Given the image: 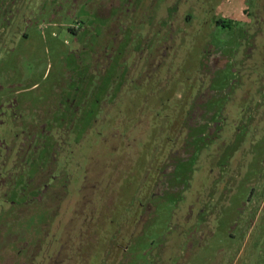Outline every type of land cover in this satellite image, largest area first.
Listing matches in <instances>:
<instances>
[{
    "label": "rangeland",
    "instance_id": "374dc122",
    "mask_svg": "<svg viewBox=\"0 0 264 264\" xmlns=\"http://www.w3.org/2000/svg\"><path fill=\"white\" fill-rule=\"evenodd\" d=\"M110 1L98 0V12L85 0H11L12 8L0 13V108L21 102L51 108L74 100L91 70V52L105 51L101 23L115 15L130 24L128 59L120 65L128 68L124 100L110 113L106 107L98 110L77 162L69 164V188L60 206L9 205V199L20 201L9 190V173L28 176L17 158L27 143L20 122L10 119V112L0 114V264H264V108L256 111L263 120L257 119L252 141L244 125L232 126L236 135L222 162L233 152L232 164L215 168L210 161L194 172L196 157L185 166L187 174H195L181 182L193 183L185 209L179 211L181 204L169 196L153 202L147 223L141 220L171 140L184 138L181 128L203 87L207 54L225 43L219 20L256 17L264 28V0H131L123 10ZM120 67L115 63L112 70L119 74ZM106 76L97 83L98 99L107 88ZM88 155L95 157L98 172L95 192L88 190L74 208ZM205 182L201 194L219 192L213 197L218 205L208 230L192 236V228L204 226L193 193Z\"/></svg>",
    "mask_w": 264,
    "mask_h": 264
},
{
    "label": "flooded vegetation",
    "instance_id": "af4514ba",
    "mask_svg": "<svg viewBox=\"0 0 264 264\" xmlns=\"http://www.w3.org/2000/svg\"><path fill=\"white\" fill-rule=\"evenodd\" d=\"M9 1L11 0H3L5 6L2 8L0 5V13L6 9L7 5L12 8L14 2L9 5ZM97 1L85 0L86 3H92V7L96 6L99 12ZM130 1L112 0L110 4L113 6L118 3V7L123 10L131 3ZM10 11L12 9H9ZM87 14L92 13L88 11ZM255 20L256 17L251 22L219 20L218 25L227 32L225 43L215 51L211 48L207 54L201 69L203 87L193 97L192 107L186 113V122L181 128L180 136L184 138L171 140V148L161 162L160 169L148 190L146 203L143 204L142 221L146 223L149 221L147 219L151 217L156 206L153 202L157 200L159 202L169 196L176 197V201L181 204L179 211H182L181 209L185 207L182 205L183 201L188 200V192H192L190 190L193 188L192 181H189V186L181 183L185 178V180H191L195 177L194 173L187 174L186 172L189 171L185 170V166H190L192 159L197 157L196 164L191 165V168L194 167V172L201 170L204 167L203 163L210 165V161L215 168L231 163L230 158L235 155L233 152L228 154V159L224 163L222 162L227 156L226 151L232 146L230 142L236 135L232 126L244 125L247 130L246 137H251V141L252 137L254 139L257 130L253 128L256 126L257 119L261 117L256 114V111L264 108V42L258 44L264 28L257 22L258 20L256 22ZM105 21L100 25L105 51L101 53L94 48L91 52V70L88 72L89 75L87 74L81 81L85 83L84 87L75 89L74 100L53 105L51 108L46 106L34 109L28 102L11 105L5 103L0 108V114L4 111L9 115L10 112L13 116L8 117L20 122L18 128L27 143V145L23 144L25 146L22 145L17 158L22 162L21 172H26L28 176L26 180H23V176L9 173L12 184L9 190L13 189V195L20 199L17 204L9 199L11 201L9 205H31L32 209H35L57 202L60 206L69 188L72 172L69 164L77 162L76 152L81 147L83 138L92 130L98 110L101 111V108L106 107L110 113L120 100H124L123 92L127 89L128 68L124 65L120 67V65L128 59L129 45L126 32L130 24L125 22L122 16L115 15ZM2 29V23H0V37ZM137 46H140V43ZM132 51L133 56L139 53L137 47ZM103 62H105L104 65ZM115 63L121 68L119 74L112 70ZM104 76L108 79V85L98 99L97 83ZM230 108L235 112L232 116ZM31 110H33L32 114ZM263 118L261 117L262 120ZM187 133L188 135L183 136ZM94 159L93 155L87 157L84 178L77 189L79 195L74 208L83 204L87 191L96 186L94 180L98 172L93 165ZM15 164L14 166L18 167L20 163ZM212 166L210 169L213 170ZM1 178L0 167V190L4 186ZM59 178H65V181H60ZM218 180L220 181L219 177L214 180L216 184L219 183ZM205 185L206 182L198 183L199 189L197 188L198 190L193 193L197 198L194 201L201 203L197 215L204 226L192 228L190 231L192 236L197 231L202 233L208 230L205 225L209 224V219L214 214L213 208L215 206L216 209L218 205L213 197L219 198V192L210 189L209 192L206 190L204 194H201ZM151 189L153 192L150 194ZM94 192L95 189L92 193ZM193 206L190 204L186 209L188 217L193 215Z\"/></svg>",
    "mask_w": 264,
    "mask_h": 264
}]
</instances>
